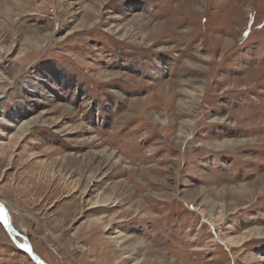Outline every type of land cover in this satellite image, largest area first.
Wrapping results in <instances>:
<instances>
[{"label": "rangeland", "instance_id": "obj_1", "mask_svg": "<svg viewBox=\"0 0 264 264\" xmlns=\"http://www.w3.org/2000/svg\"><path fill=\"white\" fill-rule=\"evenodd\" d=\"M262 129L264 0H0V202L46 264H264ZM0 264H36L2 220Z\"/></svg>", "mask_w": 264, "mask_h": 264}, {"label": "bare ground", "instance_id": "obj_2", "mask_svg": "<svg viewBox=\"0 0 264 264\" xmlns=\"http://www.w3.org/2000/svg\"><path fill=\"white\" fill-rule=\"evenodd\" d=\"M188 66L193 67L195 69L200 67L199 65H197L195 63H190V62L188 63ZM184 83H188V84H193V83L199 84V83H204V81L202 79L201 80H196V79H193L192 80V79H189V80H184ZM192 94L193 93H191V95ZM195 96H197V94H195L194 97ZM182 104H184V103H182ZM35 123L36 122L28 123V124H26V127H28L29 129H31V128L34 127V126L32 127V125H34ZM262 130H264V129H262ZM187 137H188V135H187L186 132H183V133H181V134L178 135L179 140H182V141L186 140ZM245 143H246L245 140H227L226 139V141L220 142L219 144H217L218 145L217 147H219V148H225V149H227V148L235 149V148H238L240 146L245 145ZM97 203H99V202H97ZM97 203H95V204H97ZM3 215H4V212L0 209V218H2V220L4 219L3 218L4 217ZM10 230L12 231V233H14V235L17 232L16 229H15V227L13 226L12 222L10 224Z\"/></svg>", "mask_w": 264, "mask_h": 264}, {"label": "water", "instance_id": "obj_3", "mask_svg": "<svg viewBox=\"0 0 264 264\" xmlns=\"http://www.w3.org/2000/svg\"><path fill=\"white\" fill-rule=\"evenodd\" d=\"M0 209L4 212V217L5 214L7 216V221H8V226H5L4 223V219L2 220V218H0V220L3 221L4 223V229L6 230L7 234L9 235L10 239L12 240V242L21 250L23 251L25 254H27L32 261H34L36 264H46L42 259H40V257L33 251L32 247L28 244V242L24 239H20L18 236V234L16 233L14 235V233H12V231L10 230V224H11V218H10V214L8 212V210L6 209V207L0 202ZM3 217V218H4Z\"/></svg>", "mask_w": 264, "mask_h": 264}, {"label": "snow or ice", "instance_id": "obj_4", "mask_svg": "<svg viewBox=\"0 0 264 264\" xmlns=\"http://www.w3.org/2000/svg\"><path fill=\"white\" fill-rule=\"evenodd\" d=\"M4 223H5V226L7 227L8 226V221H7V216L5 214V217H4Z\"/></svg>", "mask_w": 264, "mask_h": 264}]
</instances>
